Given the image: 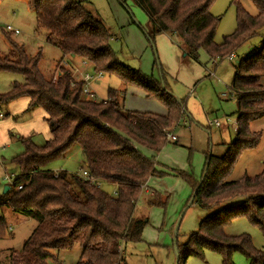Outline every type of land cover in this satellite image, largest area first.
I'll list each match as a JSON object with an SVG mask.
<instances>
[{
    "label": "trees",
    "instance_id": "obj_1",
    "mask_svg": "<svg viewBox=\"0 0 264 264\" xmlns=\"http://www.w3.org/2000/svg\"><path fill=\"white\" fill-rule=\"evenodd\" d=\"M23 1L34 15L36 30L62 58L82 59L94 73L113 75L124 87L143 90L148 99L160 101L166 111L163 115L126 111L117 91L112 89L103 101L90 99L82 93L83 82L74 80L73 70L64 68L61 61L55 65L58 75L46 79L38 69L40 52L28 57L9 33H3L16 60L0 56V71L21 74L23 83H12L6 93L0 94V108L27 97L26 112L41 109L50 134L42 146L21 139L24 151L11 163L17 168L15 184L23 183V188L9 187L0 194V239L7 229L5 208L36 223L20 250L10 251L8 264H61L56 262L57 252L75 245L81 247L76 264H125L122 244L140 242L147 223L145 217L133 216L143 195L142 188L149 179L163 176L146 154L158 153L170 142L166 133L185 112L183 100L168 93L160 79L147 77L115 57L109 45L112 35L96 15L84 8L87 0ZM133 1L148 18L149 43L157 34H166L185 61H196L200 51L213 60L231 58L264 27V0H250L256 10L254 16L233 0L237 26L220 44L214 42L220 18L209 11L214 0ZM245 60L247 64L236 67L230 87L237 100L240 122L235 140L222 156H205L198 181L177 171L190 185L192 204L207 212L183 250L193 246V254L198 257L205 251L217 252L221 264H232L234 252L242 254L250 264H264V251L254 248L249 236H228L223 227L237 216H246L264 236V163L254 177L244 175L236 181H224L236 156L259 141V135L249 131L248 122L264 116V96L260 98L255 93L264 77V41ZM76 146L82 151L84 170L94 182L77 174H55L43 168L63 159ZM105 187H110L112 193L106 192ZM237 197L242 198L240 204L228 205ZM146 203L163 206L156 194ZM210 210L213 211L208 214ZM177 254V264H184L190 253L185 250L180 257L177 250Z\"/></svg>",
    "mask_w": 264,
    "mask_h": 264
},
{
    "label": "rangeland",
    "instance_id": "obj_2",
    "mask_svg": "<svg viewBox=\"0 0 264 264\" xmlns=\"http://www.w3.org/2000/svg\"><path fill=\"white\" fill-rule=\"evenodd\" d=\"M237 1L249 15L256 14L250 0ZM232 2L233 0H214L209 8L213 16L220 18L214 36L216 44H220L223 37L232 34L236 29V9ZM83 5L109 29L112 35L109 45L115 57L124 65L138 70L147 77L160 79L168 93L178 100H183V110L185 109L180 121L170 130L171 134L176 136L177 143L168 142L158 153L146 154L154 161L156 170L163 173L161 178H156L150 185L153 195L156 194L162 199L163 206L147 205L146 200L152 196L144 192L142 200L137 203V208L134 207L133 216L145 217L147 223L141 232L140 242L122 244L125 264H176L179 257L177 250L180 257L185 250L190 253L184 264H221V257L217 252L205 251L203 256L198 257L193 254L196 250L193 246H187L183 250L189 237L198 231L200 221L207 214L196 204L186 209L174 236L176 222L191 196L190 185L177 175V171L198 181L203 171L205 156L208 154L222 156L227 145L235 140L240 122L237 100L229 87L233 83L236 67L241 63L247 64L248 61L244 62L245 59L264 41V27L259 29L256 36L239 47L231 59L213 60L204 51H200L196 61H185L182 60V54L170 36L160 33L154 37L151 44L149 43L146 36L148 18L133 0H87ZM34 20L33 13L23 0H0V56L16 60V53L10 49L3 35L9 33L5 30V26L9 25L19 31L18 34L9 33L11 40L22 46L28 57L40 52L38 69L44 78H51L57 73L55 65L60 61L66 64L67 67L62 65L64 68L70 69L69 66L72 64L79 67L77 75L79 72H93L89 63L83 71L80 61L82 59L71 57L63 59L56 48L45 42L43 33L40 34L36 30ZM159 68L162 70L161 75ZM209 73L212 75H208ZM12 83H23L22 75L0 71V94L6 93ZM260 84L255 93L261 98L264 96V77L261 78ZM89 88L97 101L107 99L109 89L117 91L123 108L129 112L163 115L166 111L160 101L148 99L144 91L135 86L124 87L113 75H102L101 78L91 81ZM189 90H194L196 97L190 98L187 94ZM12 106L17 108L18 104ZM6 108L7 106L1 107L0 113L6 114ZM25 116L24 113H17L13 120L16 126L6 127L3 135L2 131L0 132L1 137L11 138L6 144H0L3 164L0 166V194L2 189L8 186L5 175L17 176V168L11 161L24 151L21 143L23 135L20 132L24 125H27L28 129L31 127L30 122H24ZM43 118L38 117L41 128L42 124L45 128ZM8 120L12 119L7 115L1 118L0 126ZM214 120L220 121L219 128L209 125ZM233 122H238L237 130L232 129ZM248 128L250 132L259 135V141L253 148L244 149L236 156L230 170L225 174L226 182L236 181L244 175L254 177L262 170L264 116L249 121ZM45 133L49 136L48 130L42 131L38 128L31 137L23 139H29L34 145L42 146L47 141ZM16 135H20V138H16ZM43 168L80 174L84 168L82 151L78 146L73 147L63 159L52 161ZM104 189L112 193L110 187ZM241 200L240 197L234 198L228 205L240 204ZM212 211H208V214ZM3 215L7 221V229L0 239V264H8L10 251L20 250L36 223L32 219L12 213L7 208ZM223 227L226 235L232 237L247 235L254 248L264 251V236L246 216H237ZM80 253L81 247L75 245L68 251H58L55 259L61 264H76ZM231 261L232 264H250V261L239 252L232 254ZM178 264H181V261Z\"/></svg>",
    "mask_w": 264,
    "mask_h": 264
},
{
    "label": "crops",
    "instance_id": "obj_3",
    "mask_svg": "<svg viewBox=\"0 0 264 264\" xmlns=\"http://www.w3.org/2000/svg\"><path fill=\"white\" fill-rule=\"evenodd\" d=\"M133 3H134V1H133ZM135 4V3H134ZM136 5V4H135ZM34 26L36 27V23H35V20H34ZM107 28V27H106ZM108 29V28H107ZM18 30V29H17ZM109 30V29H108ZM168 36V35H167ZM111 38H112V36H111ZM179 51H180V49H179ZM181 52V51H180ZM68 57H63V59H67ZM72 58V57H71ZM232 58V57H231ZM230 58V59H231ZM81 61V65L83 66V71L84 70H86L85 68V66H84V64H83V62L84 61H82V60H80ZM61 65H63V66H66V64H64L62 61H61ZM67 67V66H66ZM69 67H71L72 69H74V70H76V71H73V78H74V80H78L79 79V76L77 75V71H79L80 69H79V67L77 68V67H75V66H73V64H72V66H69ZM56 75H58V72L56 73V74H54V76H56ZM208 75H212V73H209ZM231 87V86H230ZM229 87V88H230ZM92 91V90H91ZM93 92V91H92ZM188 96L190 97V98H192L193 96H195L196 97V94H195V91L194 90H189L188 91ZM225 95V94H224ZM226 96V95H225ZM17 105L18 104V107L17 108H15V106L13 107L12 105ZM28 104H29V100H28V98L27 97H20V98H18V99H16V100H14V101H12V102H10V103H8V105H7V108H6V114H3L4 116H8L9 117V119H12V120H8V122H4L3 124H1V126H0V132L2 131V133H1V135H3V133H5V129H6V127H11V126H16L15 125V123L13 122V120H14V117H16L17 116V113H24L26 116L23 118V119H25V121L24 122H30L31 123V127H30V129H28V127H27V125H24L23 127H22V132H20L22 135H23V138H29V137H31L33 134H34V132L35 131H38V128H40L42 131H46V130H48V127H47V125H46V123L44 124L45 125V128H44V126H43V124H42V128L39 126V124H38V117H44L45 118V114H44V112L41 110V109H35V110H33V111H31V112H26V109H27V107H28ZM40 112V114L38 113V112ZM38 113V114H37ZM21 117H23V116H21ZM44 118H43V121H44ZM24 122H22V123H24ZM45 122V121H44ZM31 131V133H30V131ZM45 136H46V138H47V140H49V138H50V134H49V136H48V133L46 134L45 133ZM175 136V135H174ZM1 137V136H0ZM16 138H20V135H16L15 136ZM22 138V139H23ZM175 138H176V136H175ZM11 138L9 137H7L6 136V138H5V136L3 137H1L0 138V144L1 143H4V144H6V141H8V140H10ZM170 142H172V141H170ZM173 143H177V138H176V140L173 142ZM150 154H153V153H151L150 152ZM84 162V161H83ZM82 171L81 172H83V171H85L84 170V168L83 169H81ZM59 171H63V170H54L53 172H56V173H58ZM78 174V173H77ZM159 179V178H158ZM154 180H156V178H152V179H149L148 181H147V183L145 184V186L143 187V195H144V192L145 193H147L148 195H153V191H152V188H151V183L154 181ZM142 195V196H143ZM147 195V196H148ZM142 196H141V198H140V200L139 201H141L142 200ZM138 201V202H139ZM137 202V203H138ZM137 203H136V205H135V208H137ZM192 205V204H191ZM190 205V206H191ZM189 206V207H190ZM135 210V209H134ZM121 249H122V255H123V248H122V246H121ZM124 257V256H123Z\"/></svg>",
    "mask_w": 264,
    "mask_h": 264
},
{
    "label": "built area",
    "instance_id": "obj_4",
    "mask_svg": "<svg viewBox=\"0 0 264 264\" xmlns=\"http://www.w3.org/2000/svg\"><path fill=\"white\" fill-rule=\"evenodd\" d=\"M5 30L9 33H13V34H18L19 31L17 29H14L12 28L11 26L9 25H6L5 26ZM84 66L86 67L88 65V62L84 61L83 62ZM78 76L80 79H78L77 81H81L83 82V88H82V93L90 98V99H95V95L94 93L91 91V89L89 88V84L91 81L95 80V79H99L102 77V75L100 73H88V72H79L78 73ZM56 77L53 78V81H55ZM73 85V84H71ZM230 91L232 90L231 88H229ZM4 115L2 113H0V119L3 118ZM209 125H213L215 127H220L221 124H220V121L219 120H214L213 122H210ZM231 127L233 130H237V123L236 122H233L231 124ZM166 138L168 141H175L176 138L174 135L171 134V132H167L166 133ZM2 160H1V157H0V166H2ZM79 177L83 178L84 180L86 181H90V182H94V179L93 178H90V176H88L87 172L86 171H83L81 172L80 174H77ZM14 176L12 174H6L5 175V179L7 180L8 182V186L9 187H15V190H21L23 188V183H20V184H15V177L13 178ZM99 186V185H97ZM143 189V188H142Z\"/></svg>",
    "mask_w": 264,
    "mask_h": 264
},
{
    "label": "water",
    "instance_id": "obj_5",
    "mask_svg": "<svg viewBox=\"0 0 264 264\" xmlns=\"http://www.w3.org/2000/svg\"><path fill=\"white\" fill-rule=\"evenodd\" d=\"M8 189H9V186H5V187L2 189V193H5L6 191H8ZM193 198H194V195L191 196V198H190V200H189V202H188V204H187V207L181 212V214H180V216H179V218H178V220H177V222H176V225H175L174 236H175V234H176V227H177V225L179 224L180 220L182 219V216H183V214L185 213L186 209L192 204ZM176 264H177V263H176Z\"/></svg>",
    "mask_w": 264,
    "mask_h": 264
}]
</instances>
